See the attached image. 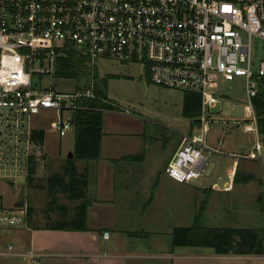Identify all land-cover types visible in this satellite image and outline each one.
<instances>
[{"label":"built area","instance_id":"built-area-1","mask_svg":"<svg viewBox=\"0 0 264 264\" xmlns=\"http://www.w3.org/2000/svg\"><path fill=\"white\" fill-rule=\"evenodd\" d=\"M70 50L88 65L99 60L140 65L150 83L200 95L198 124L181 135L164 169L173 181L215 176L207 188L231 192L239 160L256 162L264 171V139L252 103L264 78V0H0V125L11 121L30 142V118L42 111L59 115L51 128L60 131L73 130L77 111L108 112L79 104L96 98L89 76L87 86L71 93L37 80L57 78L58 61ZM236 78L245 85L242 129L254 141L247 154L230 156L207 141L219 114L214 109L227 101L216 91ZM0 133L1 145L14 142L15 153L24 152L18 132L8 145ZM214 156L235 158L233 167L221 169ZM27 219L26 206L0 207V230L27 229ZM13 256L23 264H40L44 257L34 249L15 255L11 244L0 250V258Z\"/></svg>","mask_w":264,"mask_h":264},{"label":"rangeland","instance_id":"rangeland-1","mask_svg":"<svg viewBox=\"0 0 264 264\" xmlns=\"http://www.w3.org/2000/svg\"><path fill=\"white\" fill-rule=\"evenodd\" d=\"M258 45L262 48L260 42ZM87 67L90 74L89 79L93 78V82L99 86L104 87L106 84L107 96L115 108L104 112V131L126 137L145 133V137L141 140L146 144V149L143 150L145 153L143 162H133L131 168L124 171L121 177L152 181L160 179L156 182L158 185L154 186L155 192L152 195L156 211L173 214L176 224L189 220L187 223L189 225L199 213L206 196L209 195L203 220L205 226L210 228H259L263 226L264 215L258 201L261 186L258 181L264 180V176L257 163L244 160L240 162L241 167H249L253 170L257 179L248 184L237 185L234 192L227 194L217 193L210 189V193L202 191L211 185L215 176L211 179H194L189 184H179L164 173V164L169 160L173 150L180 145L181 135L195 129L191 122L182 116L183 91L161 88L150 83L146 79L143 67L137 64L99 60ZM67 79L37 77V80H42L43 83L60 93H71L81 86L88 85L87 76ZM216 95L227 101L224 104L218 103L214 109L219 114L214 118L217 121L211 124L207 143L230 156L238 151H241L240 155L247 154L253 144L254 136L244 133L241 125L242 105L246 98L243 78L223 83L216 91ZM233 105H235L234 109ZM58 120L59 115L55 111L46 110L31 116L30 128L45 132V141L41 147L31 141L28 142V134L22 135L20 128L18 131L12 128L11 121L8 122L7 127L0 125V131L5 132L6 136L3 138L7 140V145L18 132L19 146L24 147V152L20 150L15 153L12 149L14 142L7 148L0 144V207L9 211L15 207L26 206L33 211V224L42 227L46 223L44 216L50 214L48 190L44 187L48 186L49 177L56 173L62 174L66 158L70 152L73 153V130L60 131L51 128V123ZM149 145L150 148H148ZM29 156L37 159L35 175L37 180L31 187L26 182L27 157ZM212 159L220 167L226 169L233 167L234 159L231 157L214 156ZM77 163L79 166L84 164L82 161ZM78 172H80L79 169ZM218 173H221V169L216 171V175ZM60 192L56 193L57 204L69 209L72 203ZM53 215L52 217L56 219V215ZM171 220L169 218V221ZM28 233H30L28 228H19L16 231L4 229L0 231V239L3 244H6L5 246L8 244L15 246L17 242L22 241V235ZM0 264L16 263L12 258H0Z\"/></svg>","mask_w":264,"mask_h":264},{"label":"crops","instance_id":"crops-1","mask_svg":"<svg viewBox=\"0 0 264 264\" xmlns=\"http://www.w3.org/2000/svg\"><path fill=\"white\" fill-rule=\"evenodd\" d=\"M144 137L143 132L133 137L106 133L103 126L100 159L90 163L83 162L80 166L79 163L76 164L80 172L88 169L89 173L86 196L89 202L87 230H47L42 226H29L30 233L22 235V241L13 246L14 254L34 249L44 255L40 264H264L263 253L217 254L213 248L173 247V231L189 227L192 223L187 225L188 220L176 224L173 214L155 210L152 195L155 192L154 186L158 185L156 182L160 179L152 181L121 177L133 162H143L144 157H132L144 156L146 144L141 142ZM178 147L165 162L163 171ZM240 152H233L232 155L242 154ZM233 159L235 162V158ZM241 161L243 160L238 161L236 171L253 175L256 180L253 170L241 167ZM258 166L264 176V171L259 164ZM258 182L261 186L258 195L262 194L264 200V180L260 179ZM237 185L240 184L235 183L231 192L236 190ZM76 204L72 203L67 209L68 216H73ZM262 213L264 215V205ZM54 215L58 218L57 213ZM169 218L172 220L169 221ZM16 230L18 229H14ZM105 233L109 234L108 238L104 237ZM5 245L0 239V250ZM10 258L16 264H23L18 256Z\"/></svg>","mask_w":264,"mask_h":264},{"label":"trees","instance_id":"trees-1","mask_svg":"<svg viewBox=\"0 0 264 264\" xmlns=\"http://www.w3.org/2000/svg\"><path fill=\"white\" fill-rule=\"evenodd\" d=\"M57 77L73 79L78 76H89L87 60L78 55L74 50H70L65 57L59 59ZM104 82V81H103ZM94 93L96 98L81 101L79 104L87 105L96 109L114 110V106L107 96L106 84L99 86L94 83ZM184 105L182 116L191 122L192 126L198 124L201 111V98L196 93H184ZM103 100L109 103L103 102ZM256 112L259 136L264 139V78L259 80L258 92L252 99ZM104 113L100 111H77L74 117L73 127V157L66 158L62 174H54L48 178V211L50 214L44 216L46 220L43 228L47 230L65 231H85L87 230V211L89 202L86 199L89 186L88 169L78 172L76 162L82 161L90 163L97 161L101 156V142L103 137ZM30 140L33 144L41 147L45 141V132L42 130H32ZM143 155H136L132 158H141ZM37 159L30 156L27 159L28 186H34L37 180ZM255 180L250 174L237 170L236 184H247ZM61 191V192H60ZM205 193H210L209 189H203ZM64 194L68 201L77 203L74 207L73 216H68L67 207L57 204L56 193ZM209 195L206 196L199 210L194 217L191 226L186 228H176L172 234L173 247H200L213 248L217 254H255L260 255L264 251V227L254 229L244 228H210L203 225V216L206 210ZM259 202L263 212V195L260 194ZM21 205V204H18ZM58 214L54 219L53 214ZM33 211L28 209V227L33 226ZM69 219V220H68Z\"/></svg>","mask_w":264,"mask_h":264},{"label":"water","instance_id":"water-1","mask_svg":"<svg viewBox=\"0 0 264 264\" xmlns=\"http://www.w3.org/2000/svg\"><path fill=\"white\" fill-rule=\"evenodd\" d=\"M72 157H73V153L70 152L67 158H72Z\"/></svg>","mask_w":264,"mask_h":264}]
</instances>
